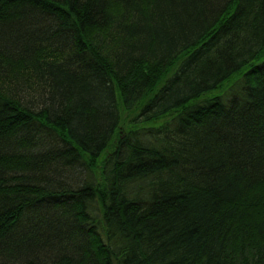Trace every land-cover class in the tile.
<instances>
[{"label":"trees","instance_id":"trees-1","mask_svg":"<svg viewBox=\"0 0 264 264\" xmlns=\"http://www.w3.org/2000/svg\"><path fill=\"white\" fill-rule=\"evenodd\" d=\"M0 264H264V0H0Z\"/></svg>","mask_w":264,"mask_h":264},{"label":"rangeland","instance_id":"rangeland-1","mask_svg":"<svg viewBox=\"0 0 264 264\" xmlns=\"http://www.w3.org/2000/svg\"><path fill=\"white\" fill-rule=\"evenodd\" d=\"M224 96V92L220 91V90H215L212 93H209L208 96Z\"/></svg>","mask_w":264,"mask_h":264}]
</instances>
